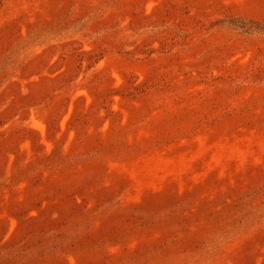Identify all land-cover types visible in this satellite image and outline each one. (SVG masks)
<instances>
[{"label": "rangeland", "instance_id": "obj_1", "mask_svg": "<svg viewBox=\"0 0 264 264\" xmlns=\"http://www.w3.org/2000/svg\"><path fill=\"white\" fill-rule=\"evenodd\" d=\"M4 230L0 264H264V0H0Z\"/></svg>", "mask_w": 264, "mask_h": 264}, {"label": "trees", "instance_id": "obj_2", "mask_svg": "<svg viewBox=\"0 0 264 264\" xmlns=\"http://www.w3.org/2000/svg\"><path fill=\"white\" fill-rule=\"evenodd\" d=\"M32 133H34V132H32L30 130H22V131H20V134H22V135H24V134H32ZM5 136L11 137L12 136V132H7V134H5ZM17 221L19 222L18 225H20V224L26 222L27 218H24V215L21 213V214L17 215ZM14 231H16V230H14ZM14 231H13V233H14ZM6 234H7V231H5V230L0 232V242L4 239ZM8 242H9V239L4 241L3 244H6Z\"/></svg>", "mask_w": 264, "mask_h": 264}]
</instances>
